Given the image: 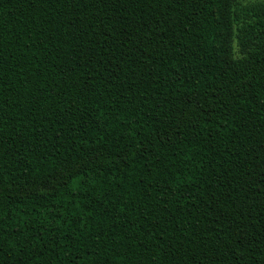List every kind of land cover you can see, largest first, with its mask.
<instances>
[{
    "label": "trees",
    "instance_id": "obj_1",
    "mask_svg": "<svg viewBox=\"0 0 264 264\" xmlns=\"http://www.w3.org/2000/svg\"><path fill=\"white\" fill-rule=\"evenodd\" d=\"M0 264H264V0H0Z\"/></svg>",
    "mask_w": 264,
    "mask_h": 264
},
{
    "label": "rangeland",
    "instance_id": "obj_2",
    "mask_svg": "<svg viewBox=\"0 0 264 264\" xmlns=\"http://www.w3.org/2000/svg\"><path fill=\"white\" fill-rule=\"evenodd\" d=\"M245 1H249V0H245Z\"/></svg>",
    "mask_w": 264,
    "mask_h": 264
}]
</instances>
